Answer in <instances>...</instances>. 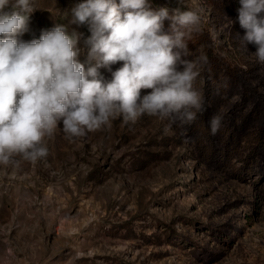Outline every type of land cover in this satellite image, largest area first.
I'll list each match as a JSON object with an SVG mask.
<instances>
[{
    "label": "rangeland",
    "instance_id": "rangeland-1",
    "mask_svg": "<svg viewBox=\"0 0 264 264\" xmlns=\"http://www.w3.org/2000/svg\"><path fill=\"white\" fill-rule=\"evenodd\" d=\"M76 2L33 0L22 38L63 24L82 34L78 59L86 62L88 28L70 23ZM150 6L198 13L182 55L198 71L192 87L203 97L202 110L183 124L149 114L125 121L117 113L82 136L58 123L43 138L44 157L13 154L0 165V264H264V172L261 159L252 158L255 127L239 135L229 155L215 151L229 145L230 131L206 128L214 114L239 121L252 108L241 105L240 94L209 84L213 59L242 71L258 67L246 77L264 74L256 45L242 38L238 0H150ZM122 63L101 67L103 79ZM212 144H218L213 154ZM244 165L250 172L241 174Z\"/></svg>",
    "mask_w": 264,
    "mask_h": 264
},
{
    "label": "clouds",
    "instance_id": "clouds-1",
    "mask_svg": "<svg viewBox=\"0 0 264 264\" xmlns=\"http://www.w3.org/2000/svg\"><path fill=\"white\" fill-rule=\"evenodd\" d=\"M238 3L242 38L256 45L257 61L264 63V0ZM34 8L33 0H0V165L17 153L30 161L44 157L43 138L58 123L82 136L117 113L125 121L149 114L183 124L202 110L203 97L192 87L198 71L182 55L187 31L200 24L197 12L170 13L151 7L150 0H77L70 23L84 24L90 33L81 62L82 34L63 24L42 29L38 38H22ZM117 61L122 65L105 81L99 69ZM142 88L151 91L141 95ZM221 118L210 117L211 134Z\"/></svg>",
    "mask_w": 264,
    "mask_h": 264
},
{
    "label": "trees",
    "instance_id": "trees-1",
    "mask_svg": "<svg viewBox=\"0 0 264 264\" xmlns=\"http://www.w3.org/2000/svg\"><path fill=\"white\" fill-rule=\"evenodd\" d=\"M259 15H264V13H260ZM257 68L249 67L246 71H242L240 68L231 65H221L217 58L213 59L207 78L209 84H213L220 92L229 91L230 93L240 94L241 105L244 104L246 106L252 104V108L243 114V117L239 121L236 119L237 115L229 117L222 116L218 129H228L230 131L228 135L230 139L228 142L229 145H224L217 150L218 144H212L213 148L210 150H213L211 151L212 154L217 150L215 153L229 155L230 151L228 150L231 148L236 149L235 146L240 143L241 136L239 135L247 132L248 128L255 127L256 147L252 149V158L257 157L261 159L259 162V166H261L260 171L264 172V88H259V86H264V74L261 76L256 73L251 76L257 78L261 82L260 85L253 83L250 80L251 77H246V74L252 73L253 70L257 72ZM206 128L210 132L209 123ZM250 168L251 165H244L243 167H239L238 170L242 174L243 171L244 173L250 172Z\"/></svg>",
    "mask_w": 264,
    "mask_h": 264
}]
</instances>
